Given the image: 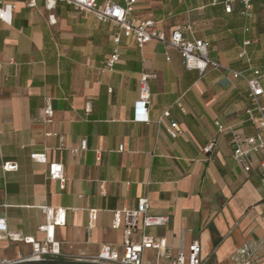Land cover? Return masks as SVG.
I'll list each match as a JSON object with an SVG mask.
<instances>
[{"label": "crops", "instance_id": "0c3cea01", "mask_svg": "<svg viewBox=\"0 0 264 264\" xmlns=\"http://www.w3.org/2000/svg\"><path fill=\"white\" fill-rule=\"evenodd\" d=\"M4 1L15 4L12 24L0 20V217L9 228L42 240L41 207L67 209V225L56 230L64 259L87 260L105 244L123 251L125 227H116V214L147 198L150 213L170 222L144 230L140 221L132 238H165L170 258L149 250L145 262L174 264L181 249L188 255L197 242L207 264H264V152L250 157V172L233 158V134L257 132L248 120L246 80L213 67L189 71L176 49L158 40L140 48L133 37H122L120 62L108 71L112 23L59 3L51 25L45 0L36 8ZM228 1L137 0L134 13L168 36L191 25L188 38L208 42L210 59L233 71L248 69L240 54L250 40L251 64L263 67L264 0L252 3L250 18L239 2L228 13ZM143 73L157 78L150 81L148 112L138 117ZM49 108L51 116L44 113ZM172 121L182 129L177 139L167 131ZM83 141L87 150L76 152ZM41 153L49 164L64 165V188L48 179V165L31 159ZM5 162L17 163L18 171L6 173ZM5 247L0 241L4 257L17 249Z\"/></svg>", "mask_w": 264, "mask_h": 264}, {"label": "built area", "instance_id": "2783aa9c", "mask_svg": "<svg viewBox=\"0 0 264 264\" xmlns=\"http://www.w3.org/2000/svg\"><path fill=\"white\" fill-rule=\"evenodd\" d=\"M28 7L36 8L37 0H24ZM256 0H231L227 2L226 11L231 13L234 5L239 2L244 9L242 15L246 18L252 17V3ZM59 3H65L72 6L77 11L93 14L99 21L103 23H112L117 32L114 36L116 47L112 55L103 62L104 69L113 71L116 65L120 62L121 54L119 44L122 37H133L137 45L142 48L153 40H158L169 47L180 52L183 58V64L189 71H199L204 74L210 67L218 70L228 71L235 79L242 78L248 83L250 94V107L247 110L248 120L257 130L256 134L250 137L243 138L238 133L232 136V144L234 147L233 158L243 166L246 172L252 169L250 157L252 155L264 152V66L257 68L253 67L249 59L246 48L252 44V41L244 42V50L240 54L241 59H246L249 67L246 71H233L223 67L219 63L213 62L209 57L210 44L206 41L188 38V34H192V26H179L174 29L171 35H167L165 31L158 27L157 22L153 20L141 21L135 16V6L137 0H124V5L116 2V0H45V8L49 12V23L55 25L56 15L55 10ZM15 4L13 2H5L0 0V20L11 25L13 22V10ZM246 31H249L247 28ZM251 73V77L248 76ZM157 78L155 73H143L139 80L140 94L137 103L138 117L146 114L151 101L150 81ZM177 106L184 112L181 103ZM45 115L51 116V108L45 110ZM170 117V112L167 111L160 123L164 119ZM220 131H225V128L218 124ZM168 134L177 139L182 134V129L179 123L172 121L167 127ZM213 144H210L204 149L208 153L212 150ZM87 141H83L81 148L76 152L86 151ZM123 150V147H120ZM31 159L48 165V179L58 180L61 182L62 188L65 187L64 165L61 163L49 164L46 154H33ZM3 170L8 172L18 171L19 166L14 162H5L2 165ZM260 168L264 176V158L260 162ZM150 201L147 198L141 199L138 206L134 210H126L123 213L116 214L118 224L125 227V239L123 251L119 252L113 249L110 245H103L99 253L87 260H92L107 264H151L145 262L143 255L146 251L153 250L159 258H170L168 256V242L165 238L152 237L143 233L140 240L132 238L133 233L138 228L141 221L143 229L151 227H164L169 224L170 217L152 215L150 213ZM41 212L45 217V223L39 227V231L44 234L42 240H37L28 237L21 232L13 231L9 228L6 217H0V241L6 243L4 250L14 249L12 256H1L0 264H15L33 260H49V259H64L62 252V243L57 240L56 230L59 227L67 225V209H56L51 206H42ZM29 247L30 252L26 253L23 247ZM174 264H207L202 257V249L199 243L195 242L190 248V253L187 255L181 249L174 261Z\"/></svg>", "mask_w": 264, "mask_h": 264}, {"label": "water", "instance_id": "95a60500", "mask_svg": "<svg viewBox=\"0 0 264 264\" xmlns=\"http://www.w3.org/2000/svg\"><path fill=\"white\" fill-rule=\"evenodd\" d=\"M15 264H107L96 262L92 260H83V259H49V260H33V261H26L21 263Z\"/></svg>", "mask_w": 264, "mask_h": 264}]
</instances>
